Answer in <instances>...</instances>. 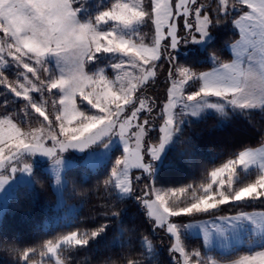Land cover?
<instances>
[{"label": "snow or ice", "instance_id": "6c2138e0", "mask_svg": "<svg viewBox=\"0 0 264 264\" xmlns=\"http://www.w3.org/2000/svg\"><path fill=\"white\" fill-rule=\"evenodd\" d=\"M220 28L237 37L228 61L213 47ZM182 45L209 54L181 63ZM161 71L162 102L149 95ZM0 86V209L44 186L38 156L61 194L71 184L87 198L81 209L93 180L100 199L91 229L61 224L66 231L38 245L0 230V249L15 257L5 264H65V249L100 245L123 250L122 264H159L150 236L161 232L166 264H264V143L241 145L209 171L184 136L209 113L219 128L240 117L254 127L257 112L264 120V0H0ZM177 143L186 147L174 155ZM178 162L203 166L205 178L166 186L162 171ZM257 203L262 210H245ZM130 205L151 225L136 244ZM201 233L189 249L185 238ZM233 244L246 250L216 252Z\"/></svg>", "mask_w": 264, "mask_h": 264}, {"label": "trees", "instance_id": "16d2710c", "mask_svg": "<svg viewBox=\"0 0 264 264\" xmlns=\"http://www.w3.org/2000/svg\"><path fill=\"white\" fill-rule=\"evenodd\" d=\"M92 2L95 3L96 0H92ZM104 2L107 3L108 0H104ZM235 38H237L235 30L232 28H220L215 31L213 47L222 49L218 54L225 61L231 59L226 45L233 42ZM211 50L212 48L209 49V52ZM208 54V52L196 48L185 55L178 54L177 58L181 63H191L192 61L203 60ZM211 67V63L206 62L200 65L199 70L208 71ZM164 79L165 75L161 71L157 77V84L149 89L150 95L158 96L160 102H162L166 95V87L163 83ZM0 91H3L2 86H0ZM12 95L11 93L9 94V99L12 98ZM2 99L3 97L0 96V100ZM16 100L18 103L10 105V108H16L22 103V98H16ZM0 112H3V108H0ZM218 119L216 114H208L204 120L188 127L184 134L185 138L192 136L199 144L205 156L209 158V161H206L209 171L213 163L219 166L222 161H226L229 158L233 151L242 150L241 145L257 148L264 143L259 135V128L264 126V120L261 119L259 112L253 117L254 127L249 125L245 118L240 117L235 124L219 128L216 127ZM185 147L186 144L177 143L173 148V154L178 155ZM46 165L47 163L37 164L35 167V171L42 178L44 186L41 187L40 184H37L34 189L22 190L19 199L13 201L0 218V230L7 231L9 235L19 237L33 245H38L42 240L58 235L60 231H66V228L59 227L61 224L74 221L72 224L73 228L85 230L95 227L99 220L97 206L100 203V199L95 192V180L91 181L88 185L92 191L89 193L90 199H88V202L84 204L82 209L79 207L81 200L87 198L72 193L71 184H69V189L63 193V206L55 208L56 197L52 189L51 177L45 169ZM80 171L76 170L77 174ZM205 175V168L203 166L194 170L184 162H178V166L162 171V178L167 181L166 186L168 187H179L199 182L205 178ZM253 209H261V206L257 203L251 207H247L245 210ZM127 213L126 220L131 221L134 218V223L139 228L138 233L133 236V243L136 244L139 235L149 234V231L146 230H151V225L147 223L146 216L137 213L134 206L130 205L127 208ZM184 222L187 221L185 220ZM127 238L126 234L125 239ZM150 238L153 239L155 246L159 249V264H166L170 259L166 248L167 236L161 232L155 236H150ZM161 240L164 241V244L160 243ZM185 243L191 249L200 247L202 241L199 238L187 236ZM236 251L243 254L245 249L241 248ZM231 254H234V252L229 255ZM122 255L123 250L119 248L100 245L95 248L73 247L65 249L62 253V258L65 264H111L113 261L116 264H122ZM14 259V256L0 249V264H5L6 261L11 262Z\"/></svg>", "mask_w": 264, "mask_h": 264}, {"label": "rangeland", "instance_id": "374dc122", "mask_svg": "<svg viewBox=\"0 0 264 264\" xmlns=\"http://www.w3.org/2000/svg\"><path fill=\"white\" fill-rule=\"evenodd\" d=\"M146 31H147V29H145ZM192 48H198V46H191V47H189V46H181V48L177 51V55L178 54H183V55H185V54H187L188 52H190V51H193V50H191ZM181 50H184V51H181ZM228 52L230 53V55H231V50H230V48H228ZM231 58H232V56H231ZM149 95H150V92H149ZM163 101V100H162ZM209 114H213V113H209ZM206 115H208V114H206ZM262 145V144H261ZM260 145V146H261ZM259 146V147H260ZM75 156H76V158H79V154H74ZM45 163H47V165H46V167H45V169H46V171H47V169H48V161H47V159L46 158H43V157H37L36 158V165L37 164H45ZM48 172V171H47ZM49 174V173H48ZM50 175V174H49ZM51 177V176H50ZM51 183H52V189H53V191H54V193H55V197H56V203H55V208H60V207H62L63 206V204H64V198H63V194H61L59 191H58V189H57V187L55 186V180H54V178H52L51 177ZM260 210H262V209H253V210H247V211H260ZM5 211H3L2 209H0V218L2 217V215H3V213H4ZM164 235H166L167 236V234L166 233H163ZM188 236H191V237H194V238H199V239H201V241L203 242V240H202V233L199 235V236H195V235H188ZM241 248H244L245 250H246V246L245 245H235V244H233L231 247H229V248H225V249H221V248H219V247H217V249H216V252L217 253H219V254H221V255H229L230 253H232V252H234V251H236V250H238V249H241Z\"/></svg>", "mask_w": 264, "mask_h": 264}]
</instances>
